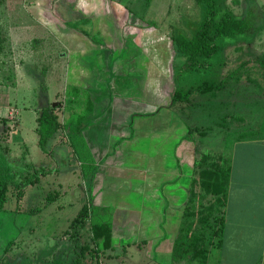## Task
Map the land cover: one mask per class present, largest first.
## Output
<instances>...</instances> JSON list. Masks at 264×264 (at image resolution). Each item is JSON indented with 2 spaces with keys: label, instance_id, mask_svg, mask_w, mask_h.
Returning <instances> with one entry per match:
<instances>
[{
  "label": "rangeland",
  "instance_id": "1",
  "mask_svg": "<svg viewBox=\"0 0 264 264\" xmlns=\"http://www.w3.org/2000/svg\"><path fill=\"white\" fill-rule=\"evenodd\" d=\"M221 7L249 19L251 29L225 40L208 71L184 73L173 36L196 33L206 12L196 0H0V26L9 37L0 57V183H9L0 211V264H174L172 233L162 240L161 231L143 227L150 210L132 202L142 181L124 188L120 185L127 182L130 169L115 176L101 168L99 184L92 188L68 135L59 134L47 153L42 151L36 118L43 106L64 105L72 77H82L87 88L97 91V118L75 136L79 154L92 146L98 158L108 151L114 134L131 136L134 131L132 146L124 149L118 167L131 153L156 159L166 155L169 170L175 171L180 154L176 144L183 143L179 167L187 179L185 191L192 177L198 179L187 210L200 225L208 209L220 208L213 189L219 179L216 170L229 165L225 151L264 133V0H223ZM72 66L83 72L74 74ZM225 78V88L216 95L196 94L190 102L168 108L177 90ZM21 97L25 103H18ZM73 103L57 111L62 123L89 105L82 99ZM195 127L209 138L195 134V142L187 140ZM142 129L154 135L144 136ZM26 177L41 178L19 199L16 186ZM99 198L114 204L110 251L93 238L94 218L73 226L83 207L99 205Z\"/></svg>",
  "mask_w": 264,
  "mask_h": 264
},
{
  "label": "crops",
  "instance_id": "2",
  "mask_svg": "<svg viewBox=\"0 0 264 264\" xmlns=\"http://www.w3.org/2000/svg\"><path fill=\"white\" fill-rule=\"evenodd\" d=\"M72 67L74 74L76 72H83L81 68H77L76 66ZM72 78L73 81L71 84L73 88L67 91V95L68 97L70 95L71 99L69 100V98L65 96L66 100L64 105L63 103H61L60 106H57L56 103L51 104L56 109V113L60 108L65 107L67 103L74 104L73 102L80 99L84 100L86 103H89V101L96 103L97 101L95 98V93L97 91L87 88L82 77L80 80L75 76ZM105 95L106 94L102 95L103 98L100 99V102L104 103ZM19 102L25 103L26 100L21 97V99L18 98V103ZM44 107L45 106L42 108ZM27 108L34 109L31 105ZM42 108L37 113L36 132L38 129L37 120ZM78 113L81 114V112ZM95 113L96 107L94 109V115H96ZM74 114H72L67 121ZM19 116L21 117V114H19ZM96 118L97 117L92 119V121ZM20 121L21 119L19 118V124ZM66 122H64V124ZM142 132H144V136L154 135L151 129L146 131L148 133L145 132V129H142ZM62 133L68 135L66 130L61 131L59 134ZM59 134H57L55 138ZM134 136V131L131 136L125 133L121 135L117 133L114 134L113 137H115V139L108 151L101 154L98 158L93 155L92 146H89V151L91 153L90 158L94 165V171L88 177H85L83 171L85 162L78 157L82 169V176L91 180L93 188L99 184V170L101 168L107 169L109 175H111L113 171V175L115 176H117L116 172L118 170L124 171L126 168L130 169L131 172L126 177L127 182H124L120 186L128 188L131 184L142 181L143 184L136 190V196L133 197L132 202H135V207H142L148 209V211L150 210V218L145 221L143 227H149L148 229H152L153 231H161L164 234L162 240H169V233H172L171 237L173 241L170 248V257L172 258L173 245L183 224L184 211L191 201L194 184L198 187V179L197 177H192L189 182L190 186H187V191H185L187 179L183 176L179 167L183 160V143L179 145L176 144V149L180 150V154L177 158L178 167L175 171L173 169L169 170V158L166 157V155L156 159L147 154L138 157L137 153H131L130 159L123 162V168L120 166L118 167L119 164L117 162L124 158L122 155L124 149L131 148L132 145H130V143L133 142ZM181 141H183V138H181ZM21 143H23V146L20 145V150L22 151L25 150L24 147H27L26 139L22 138L20 144ZM71 147L73 148L72 145ZM24 153L25 151H22V154ZM74 153L76 155L75 150ZM224 156L229 160L232 169L228 183V199L225 209V230L222 246L212 249L208 264H264V133L254 140L237 143L234 145V151L233 149L230 150V152L225 151ZM128 162L131 163V166L127 164ZM153 175H155V179L151 178ZM62 186L63 184H60V187ZM154 190L159 193L155 194L153 192ZM56 195L55 198H60L64 194L61 193V195ZM98 201L100 203L99 205L93 204L92 202L90 206L95 210H99L98 213L100 215L112 221L113 215L111 214L114 209V204H109L107 200H102L100 198ZM110 201L113 203L114 198H111Z\"/></svg>",
  "mask_w": 264,
  "mask_h": 264
},
{
  "label": "trees",
  "instance_id": "3",
  "mask_svg": "<svg viewBox=\"0 0 264 264\" xmlns=\"http://www.w3.org/2000/svg\"><path fill=\"white\" fill-rule=\"evenodd\" d=\"M150 1V0H149ZM199 4L206 6V12L203 21L199 24L194 36L189 37L184 33H178L173 36V46L176 55L184 59L182 71L184 73H202L208 71L212 66V60L223 50L225 40H235L239 36L246 34L252 27V22L247 18H241L230 8H222L223 0H196ZM84 24L88 23L87 18L81 19ZM77 29V28H76ZM80 30V29H79ZM86 36L91 34L84 29L80 30ZM9 45V37L6 31L0 26V57L6 51ZM260 64L264 69V57L260 59ZM229 78L219 82L206 81L197 87H191L188 90H177L170 101L169 109L179 103H188L196 95H216L217 91L225 88ZM94 105L89 101V105L84 113L74 114L65 124L60 121L56 109L52 105L42 108L38 118L39 147L44 153H47L49 142L55 138L61 131L66 130L76 154L85 162L84 176L88 177L94 171V165L91 162L90 151L85 146V150L79 154L78 147L75 144V136L82 135L84 130L90 126L94 115ZM85 114V115H84ZM197 134L200 138H209L206 131L199 127L191 128L187 139L195 142ZM241 136H247L245 134ZM81 150V149H80ZM83 152V154H82ZM227 160V159H226ZM207 163V158H204ZM229 164V160H227ZM230 164L226 169H217L216 175L219 176L215 182L213 194L218 196L217 204L219 209H208L206 216L200 218V225L192 222L191 211L186 208L184 222L177 234L172 250V261L175 264L186 262L187 264H208L213 248H220L223 243V235L226 223V206L228 199V183L231 176ZM42 176L46 175L45 170L38 169ZM39 176V175H36ZM41 177L24 178L16 186L18 198L21 199L24 189L40 181ZM9 190L8 182L0 183V211L4 209L7 202V192ZM192 201V199H191ZM190 201V203H191ZM189 203V204H190ZM99 210L83 207L78 217L73 221V226L81 220V225L88 218H94L92 224L93 238L95 241H102L105 250L113 248V228L111 220L100 215Z\"/></svg>",
  "mask_w": 264,
  "mask_h": 264
}]
</instances>
